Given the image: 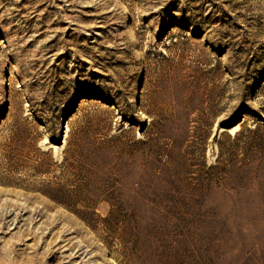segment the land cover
Instances as JSON below:
<instances>
[{"label":"rangeland","instance_id":"1","mask_svg":"<svg viewBox=\"0 0 264 264\" xmlns=\"http://www.w3.org/2000/svg\"><path fill=\"white\" fill-rule=\"evenodd\" d=\"M0 264H264V0H0Z\"/></svg>","mask_w":264,"mask_h":264}]
</instances>
